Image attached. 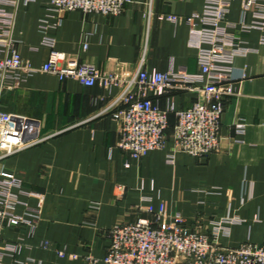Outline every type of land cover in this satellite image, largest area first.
Here are the masks:
<instances>
[{"label": "crops", "instance_id": "crops-1", "mask_svg": "<svg viewBox=\"0 0 264 264\" xmlns=\"http://www.w3.org/2000/svg\"><path fill=\"white\" fill-rule=\"evenodd\" d=\"M205 3L134 0L118 16L65 12L56 26V14L46 0L27 4L21 0L15 36L22 57L35 67L50 56L42 30L48 20L55 49L67 59L131 75L147 45L149 72L196 73L201 26L188 18L201 13ZM226 19L236 24L229 33L249 52L234 59L229 83L234 94L225 101L220 147L205 157L179 152L170 162L172 140L164 150L150 151L140 159L119 148L117 121L112 117L118 86H86L38 71L17 87L0 90L3 111L40 120L44 134L56 133L0 160V171L22 181L25 204L18 213L38 218L31 238L22 229L5 231L6 239L22 238L26 243L21 261L86 264L84 257L90 255L103 264L110 243L108 229L144 216L150 205L155 211L178 212L190 228L199 223L207 232L212 221L229 220L218 239L223 246L264 242V31L241 30L243 20L260 19L250 11L244 14L242 0L230 1ZM148 94L163 108L173 104L178 109L190 107L197 97L187 90ZM174 124L172 116L168 134ZM58 250H65L66 256H59Z\"/></svg>", "mask_w": 264, "mask_h": 264}, {"label": "built area", "instance_id": "built-area-1", "mask_svg": "<svg viewBox=\"0 0 264 264\" xmlns=\"http://www.w3.org/2000/svg\"><path fill=\"white\" fill-rule=\"evenodd\" d=\"M21 0H0V90L15 88L38 71L50 72L60 80L75 79L86 86L100 83L107 88L118 86L121 91L114 101L112 117L117 121L118 147L140 159L150 151L164 150L169 140L172 151L167 155L174 162L177 153L205 157L218 151L225 101L234 94L229 85L234 59L246 55L249 48L229 33L235 27L226 19L231 0H206L204 10L188 21L199 22L202 47L198 53L200 69L196 73L149 72L145 67L146 49L131 75L101 71L94 64L77 58L67 59L64 52L55 49V37L44 20L43 42L50 47L48 61L41 67L26 62L18 49L15 36L16 10ZM38 0H24L31 3ZM47 8L61 24L63 13L82 11L104 16H118L134 0H46ZM244 14L250 11L260 19L251 23L243 20V32L252 29L264 31V0H242ZM12 9V10H11ZM152 15L149 7L146 18ZM264 42V38H263ZM86 44L84 45L85 48ZM173 90H187L197 95L188 108L178 109L173 104L163 108L148 92L163 94ZM175 118L171 134L170 119ZM241 127V125H240ZM56 133L44 134L40 120L14 116L0 107V160L34 147ZM22 181L14 174L0 171V264H27L19 256L27 247L22 238L8 240L5 231L22 229L25 237H33L38 218L18 213ZM229 220L212 221L210 232L199 223L192 229L186 218L176 212L155 211L148 206L144 216L131 222H120L108 229L110 243L102 259L103 264H264V242H246L238 246H223L219 236ZM43 246H48L44 242ZM58 255L66 256L65 250ZM74 259L78 255H72ZM11 262L6 263L5 259ZM86 264H97L90 255Z\"/></svg>", "mask_w": 264, "mask_h": 264}]
</instances>
